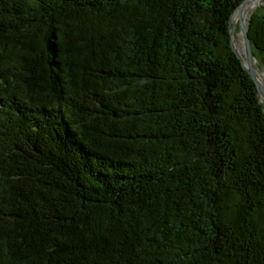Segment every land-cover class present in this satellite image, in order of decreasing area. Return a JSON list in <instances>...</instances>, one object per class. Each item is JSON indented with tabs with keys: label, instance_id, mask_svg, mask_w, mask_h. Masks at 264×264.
<instances>
[{
	"label": "trees",
	"instance_id": "obj_1",
	"mask_svg": "<svg viewBox=\"0 0 264 264\" xmlns=\"http://www.w3.org/2000/svg\"><path fill=\"white\" fill-rule=\"evenodd\" d=\"M242 1L0 0V264H264Z\"/></svg>",
	"mask_w": 264,
	"mask_h": 264
},
{
	"label": "water",
	"instance_id": "obj_2",
	"mask_svg": "<svg viewBox=\"0 0 264 264\" xmlns=\"http://www.w3.org/2000/svg\"><path fill=\"white\" fill-rule=\"evenodd\" d=\"M250 0H243L231 17L232 44L238 55L250 71L259 88L261 102L264 103V66L257 57L250 36V22L254 11L260 6L264 8V0H256L248 5ZM240 25V28H239ZM239 35L243 40L244 51L240 49Z\"/></svg>",
	"mask_w": 264,
	"mask_h": 264
},
{
	"label": "rangeland",
	"instance_id": "obj_3",
	"mask_svg": "<svg viewBox=\"0 0 264 264\" xmlns=\"http://www.w3.org/2000/svg\"><path fill=\"white\" fill-rule=\"evenodd\" d=\"M243 2V1H242ZM241 2V3H242ZM240 3V4H241ZM239 28H240V25H239ZM239 45H240V49L242 50V51H244V46H243V40H242V37H241V35H239ZM261 62V61H260ZM264 66V65H263ZM264 74V73H263Z\"/></svg>",
	"mask_w": 264,
	"mask_h": 264
},
{
	"label": "bare ground",
	"instance_id": "obj_4",
	"mask_svg": "<svg viewBox=\"0 0 264 264\" xmlns=\"http://www.w3.org/2000/svg\"><path fill=\"white\" fill-rule=\"evenodd\" d=\"M255 2H256V0H250V1L248 2V5H251V4L255 3Z\"/></svg>",
	"mask_w": 264,
	"mask_h": 264
}]
</instances>
